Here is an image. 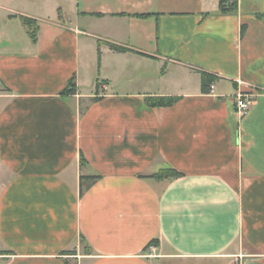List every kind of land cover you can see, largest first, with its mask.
<instances>
[{"label":"crops","instance_id":"crops-1","mask_svg":"<svg viewBox=\"0 0 264 264\" xmlns=\"http://www.w3.org/2000/svg\"><path fill=\"white\" fill-rule=\"evenodd\" d=\"M208 1L0 0V264H264V0Z\"/></svg>","mask_w":264,"mask_h":264},{"label":"trees","instance_id":"trees-1","mask_svg":"<svg viewBox=\"0 0 264 264\" xmlns=\"http://www.w3.org/2000/svg\"><path fill=\"white\" fill-rule=\"evenodd\" d=\"M239 0H219V9L222 14H233L238 11ZM139 18H148L150 15H134ZM23 23L28 27L31 38L35 41L37 39L38 22L29 17H21ZM109 47L115 52H133L131 49L119 45L108 43ZM101 63V51H98V64ZM202 92L208 94L211 86L217 81V77L207 72H201ZM77 94V85L75 76L69 80L68 86L63 91V95L73 96ZM151 107H171L180 101L179 97H150L146 99ZM183 175L178 171L171 168H165L158 173L151 176H142L141 178H153L157 180H176ZM101 177L100 176H87L81 177V195L84 193ZM159 241L154 240L147 247L158 245ZM64 255H74V252H66Z\"/></svg>","mask_w":264,"mask_h":264},{"label":"built area","instance_id":"built-area-1","mask_svg":"<svg viewBox=\"0 0 264 264\" xmlns=\"http://www.w3.org/2000/svg\"><path fill=\"white\" fill-rule=\"evenodd\" d=\"M214 86H211V93H213ZM253 97L247 94H238L235 98V113L238 118L244 117L251 108Z\"/></svg>","mask_w":264,"mask_h":264},{"label":"rangeland","instance_id":"rangeland-1","mask_svg":"<svg viewBox=\"0 0 264 264\" xmlns=\"http://www.w3.org/2000/svg\"><path fill=\"white\" fill-rule=\"evenodd\" d=\"M29 2L36 4L38 3V6L41 8L44 6L46 3H50L51 6L49 8L51 9L54 6V2H59L60 7L64 10L65 16H66V21H68L69 17L72 16V11L74 12L75 8V0H29ZM210 2V0L208 1ZM74 3V5H73ZM94 73V70L91 71V76ZM88 88V87H87Z\"/></svg>","mask_w":264,"mask_h":264}]
</instances>
